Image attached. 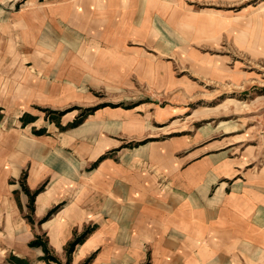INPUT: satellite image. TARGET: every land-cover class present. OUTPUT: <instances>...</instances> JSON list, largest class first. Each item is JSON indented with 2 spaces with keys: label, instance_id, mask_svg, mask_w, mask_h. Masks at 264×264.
Wrapping results in <instances>:
<instances>
[{
  "label": "rangeland",
  "instance_id": "obj_1",
  "mask_svg": "<svg viewBox=\"0 0 264 264\" xmlns=\"http://www.w3.org/2000/svg\"><path fill=\"white\" fill-rule=\"evenodd\" d=\"M70 1L81 0H0V192L21 184L31 214L44 185L32 194L24 188L30 164L49 159L54 174H60L64 134H77L87 124L84 133L93 137L84 150L112 147L100 159L119 158L125 151L133 158H154L168 151L167 158L182 163L212 161L213 172L201 174L194 188L210 193L206 205L221 209L211 222L221 230L207 235L258 240L261 246H235L249 254L263 249L264 221L247 207L253 200L264 205V0H112L114 10L126 5V20L132 23L127 40L92 39L85 37L87 30L64 27L57 22L64 14L58 7ZM158 3L164 4V15L156 13ZM148 7L153 10L145 13ZM115 17L120 30L125 17ZM57 147L62 156L49 155ZM223 186L234 200L215 195ZM178 205L187 207L183 201ZM62 209L64 201L54 204L41 222ZM143 227L133 234H150L151 246L134 245L130 253L140 258L137 264H150L163 250L156 229ZM94 230L88 225L74 234L63 248L64 264H72L74 251ZM104 234V244L113 243L112 235ZM118 238L117 261L129 254ZM14 240V233L0 231V264L25 262L5 250ZM34 240L46 244L49 258L44 259L41 246L29 245ZM29 243L42 250L46 264H61L47 239ZM93 257L78 264H89Z\"/></svg>",
  "mask_w": 264,
  "mask_h": 264
},
{
  "label": "crops",
  "instance_id": "obj_2",
  "mask_svg": "<svg viewBox=\"0 0 264 264\" xmlns=\"http://www.w3.org/2000/svg\"><path fill=\"white\" fill-rule=\"evenodd\" d=\"M92 1H70V4L58 7L60 13L64 14L56 21L64 22V27L70 30L75 28L80 33L87 30L91 34L87 33L85 37L92 39L98 35L115 40H127L131 37L132 23L126 20V5H117L114 10L112 0H103L107 4L94 5ZM160 4H155L156 13L164 15V4ZM149 10L153 9L148 7L145 13ZM128 12L131 17V8ZM115 16L125 17L120 21V30L118 18ZM108 17L111 19L108 20ZM107 29L117 30L110 32ZM86 125L83 129H86ZM83 129L75 132L77 134H64V162L60 165L64 171L59 170L60 174H54L53 166H56L49 159L39 162L34 160L30 164L29 177L23 181L24 188L32 194L44 185L35 197L31 214L27 212L28 197L22 191L21 184L15 181L17 185L13 184L9 190L0 192V231L14 233L16 240L12 241L11 248L5 250L12 253L15 259L28 264H46L42 259V250L28 245L29 241L40 237L48 240V248L64 264L67 259L63 248L74 234L78 235L85 226L93 225L95 230L74 251L72 264H78L93 253L94 257L89 264L141 263L140 258L134 259L130 251L134 245L151 246L153 238H150V234L136 238L133 234V230L141 229L143 225L156 229L159 234L156 239L157 246L163 250L160 256L153 257L150 264H264V248H258L252 254L237 248L235 250L239 242H243L241 246H261L257 243L258 240L245 243L243 239L234 236L230 240H220L221 238L213 239L207 235L210 230H221L211 225L217 210L212 209L209 203L206 205L205 198L210 193L201 194L194 188L201 174L213 172L212 161L202 158L182 163V160L167 158L170 155L168 151L157 154L154 158H133L129 151H125L119 154V158L112 155L100 159L112 147L106 145L98 149L97 146H90L84 150L85 144L92 143L89 141L93 135L87 136ZM98 140L107 144L100 138ZM60 151L58 148L48 154L62 156ZM205 164L208 169H201ZM84 168L91 169L86 172ZM18 171L20 172V168ZM54 175L60 178L55 181L57 178H53ZM17 177L13 175L12 178ZM215 193L222 200L235 199L231 196L233 193L225 191V186ZM85 198H89V205L86 200L83 201ZM118 200L121 205H118ZM61 201H64V209L42 223L41 220L49 209ZM179 201L187 204L186 209L180 208ZM253 203H249L252 205L247 207L249 213L254 217L261 215L260 218L264 221V205L255 200ZM26 215L30 216L31 221L26 219ZM177 223L184 225L178 227ZM106 232L112 235L110 238L113 243L104 244L101 237H106ZM118 232H122L124 237L118 238ZM117 238L120 241L124 239L123 246L128 248L125 252L129 254H123L124 260H116ZM101 246H113L114 250H105ZM165 255L170 260L165 261Z\"/></svg>",
  "mask_w": 264,
  "mask_h": 264
},
{
  "label": "trees",
  "instance_id": "obj_3",
  "mask_svg": "<svg viewBox=\"0 0 264 264\" xmlns=\"http://www.w3.org/2000/svg\"><path fill=\"white\" fill-rule=\"evenodd\" d=\"M79 241H80V239H79L78 241H74V242L72 243V247H73L75 244H77ZM29 245H30V246H41V247L43 248V250H44V253H45V255H44V259L47 258V256L49 255L45 243H43V242H41V241H39V240H34V241L30 242ZM48 258H49V256H48ZM51 259L54 260V258H52V257H51ZM15 260H16V259H15ZM54 261H55V260H54ZM18 263H19V264H27V263H25V262H19V261H18Z\"/></svg>",
  "mask_w": 264,
  "mask_h": 264
}]
</instances>
